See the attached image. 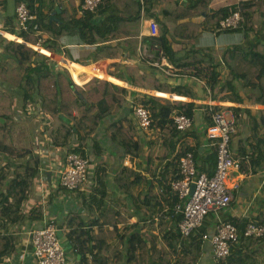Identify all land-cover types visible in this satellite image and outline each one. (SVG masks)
Masks as SVG:
<instances>
[{"label":"trees","instance_id":"trees-1","mask_svg":"<svg viewBox=\"0 0 264 264\" xmlns=\"http://www.w3.org/2000/svg\"><path fill=\"white\" fill-rule=\"evenodd\" d=\"M24 1L37 19L30 24V31L18 34L12 30L11 33L17 34L33 45L10 41L4 49L7 63L1 73L7 80L18 85L24 103L28 101L40 103L42 111L51 120L48 133L54 145H67L74 134H77L79 146L82 147L104 118L118 113L124 107L128 95L135 96L138 93L111 81L93 77L106 76L102 68L105 63L80 66L67 62L65 65L68 66L70 75L67 68L34 48V45L38 44L35 28L46 31L51 38L55 39L54 43H58L63 36L70 34L78 35L85 43L97 44V51L92 58L94 62L121 57L133 59L137 54L139 44L142 5L148 14H152L151 7L155 3L162 2L165 5V16L171 15L173 19L163 20L164 26L161 27L159 36H147L143 40H147L149 43L156 41L167 52L168 58L175 66L202 64L211 68L212 74L207 84L214 99L218 95L222 98V95L230 90L238 102L248 100L250 103L264 105V32L262 31L264 28V0L241 2L238 6L222 8L212 14L208 13L211 0H103L96 12L81 16L75 12L71 14L70 9L65 5V0H50L55 3V7L57 3L64 5L58 14L57 21L60 23L55 20L51 22L46 20L43 12V4L46 0ZM179 1L189 2V4L183 7L178 4ZM69 2L74 3V0H69ZM235 9L240 11L244 21L238 28L226 31L238 30L246 34L253 31L257 37L252 43L219 50L207 48L174 51L172 49L168 32L171 39L180 37L184 40H190L198 34L199 26L190 21L185 22V19L206 12V21L218 26L221 20L230 16ZM95 14L105 16L104 21L96 24L94 22ZM261 33L263 34L259 35ZM0 39L3 37L0 36ZM112 40H119V42L111 45L110 41ZM42 46L47 50L61 54L60 49L53 48L51 44L44 43ZM64 56L72 59L67 52ZM219 57L229 70L223 78H220L218 71ZM137 63L141 64V61ZM20 66L24 68L22 72L19 71ZM115 67L118 71L121 63H111L108 73L120 80L128 81L122 75H116L110 71L111 68L116 70ZM126 69L140 72V75L133 77V84L158 91L154 92L156 95H144L142 100L149 106L152 113L151 128L162 133L165 150V153L160 157L162 163L154 166L155 161L152 156H146L151 175L157 177L159 173L161 177L160 180H155L154 177L142 175L129 167H124L116 172L115 181L127 196L134 195L132 189L140 182L148 186L145 191L140 192L139 197H136L135 203V209L138 208L144 213L142 226L139 228L138 223L130 224L126 226L125 233H120L117 224L128 222V217L123 215L113 203L103 211L102 217L100 216L104 220V225H108L109 228L105 229L102 225L96 234L79 235L75 240V247L82 255V260L87 264H109L110 255L114 257L115 264H198L205 253L203 235L208 232L212 218L205 220L203 226L190 236L183 237L178 229V222L183 215L175 214L173 211L179 197L170 186L172 179L180 177V170L177 166L179 158L187 151H192L196 160L197 153V149L188 145L187 142H183L185 138L193 134L192 130L182 132L172 118L176 111L193 119L197 104L170 98H181L174 94L194 98L195 93L185 83L173 86L164 82L156 75L157 70L154 67H152V74H149V70L141 69L138 66H126ZM89 82L95 83L94 86L90 88L83 86ZM146 82H150L152 86L144 85ZM245 89L249 91L244 92ZM207 112L208 118L211 120L210 111ZM261 113L262 115L258 119H253L256 130L253 138L255 144L250 145L252 154H255L259 149L261 158H263L264 109ZM11 117V114L0 112V118L3 120L0 122V133L5 132ZM137 130L135 120L130 121L127 118L115 120L108 126L111 138L122 146L124 154L130 155L131 158L143 156V142L137 136ZM82 131L85 132L84 136L81 135ZM80 147H76L75 151L85 155ZM0 150L7 151L8 148L1 146ZM207 161L215 169L217 145L212 146ZM39 163V159L30 158L24 164L23 174L17 172L13 177L8 168H4V166L0 168V264H3L4 259L15 249L16 236L10 232L9 226L19 224L25 219L22 207L29 197L34 179L38 175ZM171 166L174 168L170 169ZM246 166L247 163L242 161V168L244 169ZM212 172L208 173L212 174ZM103 178V173L98 172V186H102V182L104 183ZM103 195H106L105 190L100 196L101 199ZM166 206L170 207L169 213L166 216H160L159 214ZM127 209L129 216H132L133 212L129 210L130 208L127 207ZM36 211L42 215L41 206ZM225 221L232 222L237 226L239 238L232 245L230 254L218 259L214 264H261L264 261V236L245 235L244 231L248 224L245 219L233 218ZM258 223L264 225V212H260L258 215ZM116 237L118 242L112 244L110 241ZM126 245L128 246L124 253L122 248ZM87 253L92 255V263L84 258Z\"/></svg>","mask_w":264,"mask_h":264},{"label":"crops","instance_id":"crops-1","mask_svg":"<svg viewBox=\"0 0 264 264\" xmlns=\"http://www.w3.org/2000/svg\"><path fill=\"white\" fill-rule=\"evenodd\" d=\"M18 1L19 0H0V36L3 37V39H0V112L12 115L5 132L3 134L0 133V147L4 146L8 148L7 151L0 150V168L3 166L4 168H8L13 177L17 172L23 174L24 164L28 162L30 158L39 159L40 163L38 175L34 179L30 195L23 203L22 208L25 219L19 224L9 226L10 232L16 236V243L14 251L4 259L3 264H38L33 254V245L31 242L32 232L35 229L45 226L50 218L56 219L59 228L58 235L71 264H87V262L82 260V255L76 249L75 240L79 235H93L99 231V228L104 225V220L101 218L103 211L106 210L108 206L113 203L116 204L117 209H120V212L128 217V222H120L117 224L120 233H125L127 231L126 226L130 224L138 223L140 228L144 221V213L138 208L135 209V203L136 197L140 196V192L147 189V184L140 182L132 189L134 195L127 196L115 181L116 172L124 167H129L140 173L142 172V175L151 176L152 178L154 176L150 173L146 156H152L155 161V166L162 163L160 157L165 153V150L163 143L154 144L152 140V128L145 131L142 129L137 130V136L143 142V156L139 158H131L130 155H125L123 147L111 138L108 132V126L112 122L123 118L130 120V117L133 121L135 120L132 104L128 98L126 99L124 107L118 113L109 115L101 121L100 126L82 147L79 146V136L77 134H74V137L67 145H54L48 133V126L51 123L49 116L42 111L39 107V103H32L30 101L24 103L18 85L7 80L1 73L7 63L4 49L10 41H17L30 46L33 45L26 42L17 34L11 33L13 32L12 30H15V32L19 34L16 27V6ZM251 1L255 0H211L208 13L212 14L222 8H230L238 6L241 2ZM64 2L70 9L71 14L75 12L78 16H81L79 13L81 0H74V3L69 2V0H65ZM178 4L186 7L189 2L179 1ZM164 7L165 5L159 2L151 7L150 10L152 14H148L146 9L144 11L141 10L138 35L139 44L135 58H109L97 62L105 63L102 67L106 75L104 79L123 86H137L133 84L132 81L120 80L109 74L107 70L109 65L113 62L121 63V68L123 69H126V66H138L141 69L152 71V66L148 65L139 57L140 45H151L149 41L143 40L144 37H147L148 18L156 19L160 31L161 27L164 26V19L173 20L171 15L165 16ZM55 10L57 9L53 1L46 0L44 2L43 12L48 22L53 20L57 21L59 19L58 14L56 16L57 19L52 17V13ZM205 17L206 12L202 15L185 19V22L190 21L199 26L198 34L190 40H184L180 37L171 39L170 33H167L174 51L189 49L203 50L207 48L219 50L236 45L252 43L256 40L257 34L253 31L248 34L238 30L216 31L217 24L208 23ZM104 19L105 16L95 14L94 22L99 24L103 22ZM57 23H60V21H57ZM262 31L264 32V28ZM41 33L43 42L49 45L51 44L53 48H59L61 54L47 50L44 47L40 48L39 52L56 60L68 70V66L65 65L67 62H72L80 66L95 64L91 59L97 51V44L91 45L85 43L78 35L70 34L63 36L58 43H54L55 39L51 38L46 31H41ZM262 34L263 33L259 35ZM35 35L37 36L36 33ZM118 42L119 40H112L110 44L115 45ZM66 52L71 55L72 59L64 56ZM83 59L90 60L91 62L89 64H84L80 61ZM220 59L219 57V60ZM138 60L141 61V64L137 63L139 62ZM23 69V67H19L20 72H22ZM218 71L220 73V78H223L229 72L227 66H223L221 62ZM156 75L169 85L174 86L185 83L195 93L194 98L191 97L193 99L178 94L174 95L180 96V99H171L184 100L197 104L194 109L193 126L190 129L193 134L185 138L183 142H187L188 145L197 149L196 165L199 170L203 168V171L207 173L209 171L214 172V168L210 165V162L207 161L211 148L215 144L214 141L207 136V130L212 121V119L209 120L208 118L207 109L209 106L207 104L214 101L219 108L222 107L234 111L238 122V130L232 137L231 148L234 156L240 159L241 169L234 171L229 179V184L231 186L238 184V188L234 190V198L229 207L221 212V217L224 220L242 218L248 221V223L250 221L258 223V215L260 212H264V157L261 158L262 156L259 149H257L255 154H252L250 144H255L253 138L256 130L254 129L253 119H258L262 115L261 111L264 109V105L250 103L248 100L238 102L233 92L230 90L222 95V98L218 95L214 99L210 94V89H207L203 83L192 78L173 79L166 78L159 73ZM93 77L100 78L99 76ZM245 91L248 92L249 90L245 89L244 92ZM153 92L158 91L154 90ZM42 115L46 117L42 118ZM1 121L3 120L0 118V122ZM259 132H261V130H259ZM81 135L84 136L85 132L82 131ZM155 138L156 137H153V139ZM76 147L82 148L85 152V156L90 158V177L93 180L91 192L68 190L59 183L57 169L64 164L67 153L75 150ZM242 161L247 163L244 169L242 168ZM169 162L172 163L171 160H169ZM166 164L165 162L164 165L166 166ZM177 166L179 167V163ZM173 168V166L170 167V169ZM48 171H50V176L46 174ZM98 172L103 173L104 176V183L102 182V186L97 185ZM160 177L161 175L158 173V176L153 179L160 180ZM104 190L106 191V195H103L101 199L100 196ZM141 198H139V200H141ZM39 206H41L43 210L42 215L36 211ZM127 207L133 212L132 216H129ZM104 228L107 229L109 227L108 225H104ZM161 235H163V232H161ZM110 242L116 244L118 238L116 237ZM127 246L128 245L122 248L124 253L127 250ZM84 258L89 263H92L93 258L90 253H87ZM98 258H100V255H98ZM214 262L212 246L211 243L207 241L205 242L204 256L198 264H214ZM109 264H115V259L111 255L109 257ZM261 264H264V261H262Z\"/></svg>","mask_w":264,"mask_h":264},{"label":"built area","instance_id":"built-area-1","mask_svg":"<svg viewBox=\"0 0 264 264\" xmlns=\"http://www.w3.org/2000/svg\"><path fill=\"white\" fill-rule=\"evenodd\" d=\"M103 0H81L79 13H94L98 10ZM64 5L56 4V9L61 10ZM144 11V5H142ZM37 17L28 8L26 2L21 0L16 6V27L19 32L30 31V24ZM244 18L238 9L231 15L221 20L216 31L236 29L242 25ZM147 36L157 37L160 34L158 22L154 18L147 19ZM39 37L38 45H43L41 30L35 28ZM140 59L154 67L157 73L166 78H192L203 83L210 89L207 82L212 74V69L205 65L175 66L168 58L167 52L156 41L150 46L140 45ZM152 60V61H150ZM221 64L225 63L220 59ZM138 94L155 95L154 90L139 86H124ZM128 100L132 104L135 123L138 129L149 130L152 124V113L149 106L142 101H137L136 96L129 95ZM191 98V97H190ZM193 99V98H191ZM173 100V99H172ZM211 114L212 124L208 127L207 136L217 145V162L212 174L197 168L194 153L187 151L179 158L180 177L172 179L170 186L177 193L179 201L174 205L175 214H182L178 222V229L183 237L190 236L198 228L203 226L205 220L212 218L208 232L203 235L205 242L212 246L214 261L230 254V249L239 238V230L235 224L225 221L221 212L227 209L234 198V190L238 184L231 186L229 179L234 171L241 169L240 159L233 154L232 137L238 130V122L234 111L227 108H219L214 101L207 104ZM41 108V105L39 104ZM42 114V113H41ZM46 117L42 115V118ZM179 130L185 132L193 126V119L184 113L176 112L172 116ZM59 183L68 190L79 192H91L93 180L90 177V158L75 150L69 151L64 164L57 169ZM170 207L159 214L166 216ZM56 219L50 218L45 226L32 232L31 242L33 254L38 264H71L66 251L58 235ZM244 234L247 236H264V225L250 221Z\"/></svg>","mask_w":264,"mask_h":264},{"label":"rangeland","instance_id":"rangeland-1","mask_svg":"<svg viewBox=\"0 0 264 264\" xmlns=\"http://www.w3.org/2000/svg\"><path fill=\"white\" fill-rule=\"evenodd\" d=\"M39 52V51H38ZM73 60L75 61V59L73 58ZM82 63H84V64H89L91 61H94L93 59H91V61L90 60H85V59H83V60H80ZM97 62H101V61H96L95 62V64L97 63ZM108 63V62H107ZM63 66V65H62ZM117 67V66H116ZM115 67V69L116 70H112V68L110 69V71L112 72V73H115L116 75H122V77L123 78H125L126 80H129V81H134L133 80V77L134 76H138V75H140V72L138 71V70H131V69H123V68H121L120 67V69L117 71V68ZM66 68V67H65ZM107 71H109V70H107ZM149 74H152V71L150 70V72H149ZM148 76V75H147ZM104 77L105 76H103V77H100L101 79H103V80H106V79H104ZM148 77H150V75L148 76ZM99 79V78H98ZM94 84L95 83H88V84H86V85H83V86H85L86 88H90V87H92V86H94ZM144 85H146V86H148V87H151L152 86V84L150 83V82H146V83H144ZM120 86H123V85H120ZM137 98H136V100L137 101H142V98L144 97V95H142V94H137V95H135ZM40 104V103H39ZM26 114H28L27 112H25ZM11 120V119H10ZM130 121H133L132 120V118L130 117ZM161 134V135H160ZM153 137H156L155 139H153ZM161 138H162V133L159 131V130H156V129H152V140H153V142H154V144L155 145H157V144H159V143H162L161 142ZM141 174H142V172H141Z\"/></svg>","mask_w":264,"mask_h":264},{"label":"water","instance_id":"water-1","mask_svg":"<svg viewBox=\"0 0 264 264\" xmlns=\"http://www.w3.org/2000/svg\"><path fill=\"white\" fill-rule=\"evenodd\" d=\"M60 13V11L57 9V10H55L53 13H52V17L53 18H55V19H57V14H59ZM59 63V62H58ZM60 64V63H59ZM46 174H47V176H50V171H48V172H46Z\"/></svg>","mask_w":264,"mask_h":264},{"label":"bare ground","instance_id":"bare-ground-1","mask_svg":"<svg viewBox=\"0 0 264 264\" xmlns=\"http://www.w3.org/2000/svg\"><path fill=\"white\" fill-rule=\"evenodd\" d=\"M147 26H148V25H147ZM42 47H43V46L38 45V44H35V45H34V48H36L38 51H39V49L42 48ZM138 61H139V60H138Z\"/></svg>","mask_w":264,"mask_h":264},{"label":"clouds","instance_id":"clouds-1","mask_svg":"<svg viewBox=\"0 0 264 264\" xmlns=\"http://www.w3.org/2000/svg\"><path fill=\"white\" fill-rule=\"evenodd\" d=\"M171 99V98H170Z\"/></svg>","mask_w":264,"mask_h":264}]
</instances>
